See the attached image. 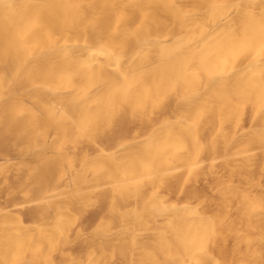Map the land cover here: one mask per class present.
<instances>
[{
  "label": "bare ground",
  "instance_id": "1",
  "mask_svg": "<svg viewBox=\"0 0 264 264\" xmlns=\"http://www.w3.org/2000/svg\"><path fill=\"white\" fill-rule=\"evenodd\" d=\"M8 148L58 223L0 211V264L51 263L68 206L95 204L90 264H234L215 249L236 224L240 264H263L264 205L185 183L223 156L264 169V0H0V175Z\"/></svg>",
  "mask_w": 264,
  "mask_h": 264
},
{
  "label": "rangeland",
  "instance_id": "2",
  "mask_svg": "<svg viewBox=\"0 0 264 264\" xmlns=\"http://www.w3.org/2000/svg\"><path fill=\"white\" fill-rule=\"evenodd\" d=\"M252 110L246 111V123L251 120ZM5 153L11 159L5 165V172L0 175V211L6 212L7 217L10 219H23L29 227H37L43 223V219L49 220L48 227H53L58 218H53L57 214H52L46 217V204L42 200L45 196L44 189L37 183H34L28 178V169L21 165L18 160V154L8 148ZM77 154L74 153V157ZM215 169L204 167L200 171V182L195 185L193 182H187L186 188H194V196L199 201L214 200L221 202L224 199L227 190L236 191L240 187V194L243 197L253 199L257 205H264V169L258 170L256 174H252L239 166V163L231 156H223L214 162ZM254 177V181H252ZM243 178V180L241 179ZM247 179V180H246ZM54 193V188L50 190ZM191 193V191H189ZM73 198L71 194H64L57 196L54 193L53 198L49 199L51 202L67 203L69 205L70 199ZM172 198V197H171ZM170 198V199H171ZM174 199V198H172ZM171 199V200H172ZM141 206H139L140 208ZM141 211V208L138 210ZM225 216L227 215L224 214ZM108 215L107 207L104 205H92L87 211L79 210L78 208H71L68 206L67 214L62 217L60 224L69 223L68 240L59 244V248L52 255V262L49 264H71L74 260L77 264H90L88 256L91 252L95 254L102 253L98 250L92 242H87L77 232L82 229V235L87 236V240L92 236L101 235L104 227L107 226L106 220H111ZM150 228L154 230L157 225L154 221H150ZM236 224V223H235ZM113 230V229H112ZM140 229H137L136 233H140ZM97 233V235H96ZM244 227L242 225H235L230 234H227L226 238L219 240V245L215 249V253L221 257L226 258L228 261L234 259V264L243 263L244 258L239 257V254H244L245 246L237 241L239 236H243ZM91 237V238H90ZM264 235L256 232L253 234L252 240L258 244L262 250V243L259 241ZM257 240V241H256ZM140 242L137 241V245ZM64 253V255H62ZM108 255V256H107ZM31 255L27 259V263L35 261ZM103 256L108 257L107 264H125L123 260L114 256L110 258L108 252H104ZM44 258H41L40 263H43ZM264 264V263H263Z\"/></svg>",
  "mask_w": 264,
  "mask_h": 264
}]
</instances>
